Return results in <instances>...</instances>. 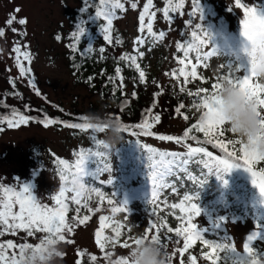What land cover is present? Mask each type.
Returning <instances> with one entry per match:
<instances>
[{
  "label": "snow or ice",
  "instance_id": "1",
  "mask_svg": "<svg viewBox=\"0 0 264 264\" xmlns=\"http://www.w3.org/2000/svg\"><path fill=\"white\" fill-rule=\"evenodd\" d=\"M237 8L243 10V18L240 20V35L243 38L242 53L243 57L247 61V66L240 62L241 56H236L235 59L228 61L226 67L227 73L222 76L216 77V82L211 86V91L208 89H197L195 92L189 91V96H194L198 99L193 102V106L197 109L202 108L203 112L199 120L187 128L182 136L173 135H159L158 139L161 141H171L176 144H183L186 151L183 152H165L159 151L148 145H141L147 152V176L150 181V198L148 203L153 205V211L151 215L156 217L157 208L170 207L172 209H179L182 216H178L181 224L179 227L173 229L168 226L167 221L161 219L158 223L156 219H152L145 228L144 235L136 238L129 237L132 244L127 241L120 242L122 230L125 229L123 222H115L114 225H110L108 222L110 217L100 216V226L95 233L96 243L101 251H104L108 243H112L115 246L117 243L121 247L128 249L132 248V245H138L142 239H148L149 235L153 242L159 243L162 247L167 248V244L163 241L174 242L177 245L180 241L176 238L183 237L182 247H176L171 255L168 257L171 264L172 259L177 253L180 255V264H184V253L192 247L196 241H201L210 251L204 252L202 255L205 259L210 261V264H261L264 260V252H259L253 247V242L258 239H264L262 233H264V225H257V231L247 236L244 244V253L241 254L236 251L235 247L227 242L231 238H223L219 240L205 239L202 234L203 230H198V227L193 223V218L198 217L201 213V209L197 203L192 202L194 199H199V192L195 196L184 195L183 199L179 203L167 204V201L161 200V193L165 189H170L173 193L177 191V185L182 182H192L194 185L199 184L203 187L207 183V179H199L197 176L192 175L189 171L190 165L201 166V172L207 169V175L215 174L218 179H223V174L230 173L234 168L243 167L251 175L252 184L258 189L261 196H264V168L258 170L254 169V165L260 161H264V153H260L258 150L249 147L250 144L255 141H249L245 143L242 139L225 140V121L220 114V105L222 101L218 95L219 89L222 87V81L227 80L229 83L238 86L250 100H253L259 109H264V83L255 79V66H256V53L260 52L264 54V5L256 4L254 6H248L243 3L242 0H235ZM86 8L89 6H95V16L98 19H103L106 23L102 26V32L104 39L111 44V27L113 20L117 18L116 12L125 10V3L122 0H85ZM152 6V0H147L143 11L139 15L140 28L139 31L143 34L145 29L147 33L154 38H163L165 33L160 32L157 36L153 32L152 20L155 17V12L149 13V9ZM184 6V0H167V6L162 10L166 18L171 20L169 16L170 12H178ZM131 7L135 9L136 3H131ZM231 11V9H229ZM19 12L20 9L15 10ZM84 11V10H82ZM199 12L201 22L204 19L203 9L201 7L200 0H193V10L189 13L190 16H195ZM146 14H148V22L145 23ZM14 22H18L20 25H26V19H19L15 15H11L6 21L8 26H11ZM187 25H192V20L186 22ZM77 31L72 35L76 40H79L85 32L83 22L77 25ZM13 32L17 29L12 28ZM4 29L0 28V37L4 36ZM20 35H26V33H20ZM214 34L206 28L202 23L195 24L194 30L191 32L192 39L187 43L185 47L184 43L178 42L177 49L183 50V59H178V63L183 65L179 69H173L171 76L175 79H179L180 76L184 77V84L191 79L204 80L202 76H198L197 68L200 66L207 67L205 61L214 55H219L218 46L212 43ZM59 39V37H57ZM145 38L143 35L139 36L135 43L142 46ZM211 45V49L206 52L201 50L207 45ZM27 48V45L23 46ZM101 52L104 49L100 50ZM13 52L16 53L17 67L19 68L21 76L27 75L31 72V68H26L23 61L27 60L31 63V54L28 51H22L19 42L13 48ZM134 52H138L139 57H143L144 53L139 49H134ZM195 53L196 63H192L189 58L190 53ZM121 60L130 61L135 66L139 73V79L141 83L145 82V72L141 70L140 65L137 63V56L124 55ZM190 66V70H188ZM121 69L116 68V73L119 76ZM237 73H241L237 75ZM168 75V73H166ZM91 79V78H89ZM111 79V78H110ZM121 87L123 86V77L119 76ZM180 91L184 92L185 87L181 86ZM39 95V92H37ZM157 93L156 95H159ZM132 95H135L133 93ZM185 105L181 103L176 109L177 114L183 115L181 112ZM259 114V113H258ZM119 119V117H117ZM185 120L188 119L187 115H183ZM33 119L29 116L14 113L11 119L6 121L9 128L19 127L26 125ZM79 121L75 123H65L58 120L45 118L39 121L44 127L49 125L61 123L64 127H70L78 129L82 132L91 131V139L94 142L95 150L92 148L81 149L79 152L74 153L76 159L69 163L66 160L57 158L56 163L58 166L59 178L61 180V186L59 191L51 198L54 200V206H48L40 203L35 195L32 193V186L30 184L22 183L19 190L13 186H6L0 184V236L11 233L16 234L18 230H23L28 236H32L36 232H43L46 235L40 240V243L36 245L22 243L17 245L12 240L6 242H0V264H19L18 256H22L25 249L34 248L39 249L45 243H54L58 241H65V232L71 233L75 225H83L89 221L90 216H80L81 208H86L91 213L93 211H99L97 209H91L88 207L87 201L90 199L91 194L95 193L99 198L101 204L104 201L103 194L99 192L97 188L90 187L89 181L86 177H92V180L99 178L101 172H110L111 166L104 163L108 160L109 153L107 151H101L105 149L102 140L97 139L96 133H101L103 129L91 130L92 126L86 123V117H79ZM161 121L159 114H154L151 110L148 113V118L143 120L142 123L136 125H123L125 132L130 133L133 136L136 135H153L149 131L155 124ZM5 121H0L4 123ZM261 126L264 127V120L261 121ZM3 129L0 128V131ZM139 130V131H137ZM199 132L203 134L204 139L200 140L196 135H191L193 132ZM231 133L234 134L232 130ZM258 139H264V136L258 137ZM188 140L195 141L197 145H211L213 148L220 150L223 155H214L212 151H209L205 146H192L187 143ZM239 145V148L236 147ZM239 153V155H238ZM89 162L95 163L97 166L94 171L89 170ZM171 178V179H170ZM109 184H113L112 180L108 181ZM227 184V181H224ZM68 193H72L71 201L78 207L76 208V216L72 218L73 223H69L66 219V214L69 210ZM109 204H113V201L109 199ZM127 200L119 201L120 206L112 207V213H120L128 210ZM112 227L114 237L104 236L103 232L105 228ZM162 230H166L168 234L175 233V236L164 235L162 237ZM67 243L73 241L67 240ZM224 255L221 256L220 253ZM18 253V254H17ZM79 256H83L84 253L78 252ZM112 257L111 252H104V259L109 260ZM92 261L97 258L95 256L90 257ZM190 264H196L197 258L195 256L188 257ZM114 264H129L127 255L120 256L116 259H112ZM77 264H81L78 260Z\"/></svg>",
  "mask_w": 264,
  "mask_h": 264
},
{
  "label": "rangeland",
  "instance_id": "2",
  "mask_svg": "<svg viewBox=\"0 0 264 264\" xmlns=\"http://www.w3.org/2000/svg\"><path fill=\"white\" fill-rule=\"evenodd\" d=\"M200 2L211 8V14L207 15L208 21L204 18L201 22L198 12L195 16L189 15L192 12L193 0L186 1L183 13L172 24L163 20L159 21L158 25L168 30L163 42H156L151 47V57L147 61V65L150 72H155L157 65L160 64L161 71L158 70L154 76L159 75L158 78L163 86H169L167 75L163 70L180 65L177 60L183 59L184 55L183 50L178 51L177 43H184L185 47H187L184 39L189 35L190 28L195 24H206L208 22L211 25V23H219L221 24L222 37H227L230 40L227 50L221 46L224 57L214 55L205 61L207 67L200 66L197 68V72L203 76L204 80L194 81L195 85L200 83V88H211L212 84L216 82V77L228 70L222 66L227 65L228 61L233 59L231 52L239 51L241 44L239 40L240 20L243 18V10L236 7L235 0H200ZM242 2L248 6H254L259 3L264 5V0H242ZM78 3L79 0H0V28H3L5 33L3 37H0V89L6 84L5 78L7 74H16V68L12 62V46L19 42L23 50L31 54V66L40 93L36 95L27 89L26 81L23 78L20 80V85L35 104L43 102V97L45 96L65 108L93 110L96 96L91 94L87 87L77 81L76 77L70 73L65 63L64 44L56 39V34L68 26L67 15ZM17 8L20 9L19 12L15 11ZM11 15H15L17 21L26 19L27 24L20 25L18 22H14L11 26H8L6 21ZM189 20H192V25L186 24ZM209 20L212 22H209ZM117 26L122 31L125 39V43L119 47V51L122 49L131 51L139 35L138 10L127 12L117 21ZM12 28L17 29V31L13 32ZM20 33H26V35H20ZM214 43H219V41ZM24 45L28 47L24 48ZM210 49L211 45L209 44L201 51L206 52ZM189 58L193 64L196 63L194 52L190 53ZM240 74L237 73V75ZM160 104L162 107L167 105L163 103V100L160 101ZM184 120L181 114L169 115L161 113V121L157 128L162 132L180 134L183 133ZM224 127L226 128V126ZM88 143L87 137L74 135L65 129L58 130L37 124L6 130L0 134V184L13 186L17 190H19L22 183L30 184L33 195L37 197L40 203L50 207L54 206V200L51 197L59 191L61 180L49 167L48 151H53L65 157L68 162H71L76 147L79 145L87 146ZM143 144L165 152L186 151L183 144L161 141L154 137L143 139ZM189 144L195 146L194 143ZM38 159L41 160L38 163L43 165V168L37 175H32L31 169L34 170L36 168L35 161ZM96 166L95 164L94 168ZM199 167L202 168V165ZM256 167H264V161L258 162ZM115 169L112 168L110 172L103 173L100 180L98 178L94 181V184L102 186L105 193H109L108 200L111 199L113 204H109L108 200H105L99 211H93L86 224L78 226L69 234L71 241H73L72 243L61 242L60 246L64 255L62 259L57 261V264H76L78 259L77 252L80 249L94 252L98 250L95 233L100 226V216L105 213H112V207L120 206V200L128 199L127 196L123 195L124 191L118 185L114 182L113 184L108 183L111 180L110 177L117 174L113 172ZM142 172L144 174L143 180L135 178L132 180L131 185L135 186L137 184L138 186L144 182L147 169L143 167ZM198 190V184L183 182V184L177 185L175 193L170 189H165L162 201H167L168 205L179 203L183 199V191L192 194ZM127 206L128 210L119 214L134 223V230L137 236L143 235L146 224L150 220V215L147 214L153 211L154 206L148 204V201L143 203L138 199L129 201ZM199 207L201 209L200 215L193 218V223L197 225L198 230H203L202 233L207 239L231 238L227 242L231 243L236 251L244 253V244L247 236L257 229V224L252 219L257 213L255 206L252 204L233 203L229 209L211 210V207L206 205ZM92 208L97 209V203L92 204ZM158 215L165 218L170 227L176 228L181 224L177 217L182 216L183 213L179 209L162 207L157 208ZM232 218L235 219L232 220ZM164 235L169 234L162 233V237ZM176 239L180 241L179 245L174 242L163 241L167 244V249L170 253L176 247H182L183 245V238ZM127 242L132 244L129 240ZM253 247L259 252H264V244L261 239L254 241ZM129 249H125L119 244L115 250L118 255L123 256L128 254ZM188 254L187 251L184 253V264H187ZM197 262V264H205L204 258L200 256L197 258ZM171 264H180L179 253L173 257Z\"/></svg>",
  "mask_w": 264,
  "mask_h": 264
},
{
  "label": "trees",
  "instance_id": "3",
  "mask_svg": "<svg viewBox=\"0 0 264 264\" xmlns=\"http://www.w3.org/2000/svg\"><path fill=\"white\" fill-rule=\"evenodd\" d=\"M186 1L187 0H184V6L180 11L169 13V16L171 17V20H169L164 16L162 11L167 6V0H152V6L149 9V13H156L154 19L152 20V28L153 32L156 33L157 36L160 32H164V36H166V31L168 30L167 28H161L158 25L159 21L163 20L168 22L169 24H172L174 20L183 13L184 8L186 7ZM122 2L125 3V10H117L116 12L117 18L113 20V24L111 27V38L113 41L111 44H109L104 39V34L101 30L102 26L106 22L102 18L98 19L95 16V6H89L86 8L85 0H79V3L72 8V10L67 15L68 26L63 30H60L56 34V39L57 37H59V39L57 40L64 44L65 63L70 73L74 77H76L77 81L83 83V85L87 87L91 94H94L96 96L93 110L88 111L65 108L61 104L47 99L45 96L43 97V102L35 104L32 99L24 92L23 88L20 85L21 78L25 79V85L27 89L31 90L34 94L38 95L37 92H39V89L36 85L37 80L34 76L31 63L29 64L27 60L23 61L24 66L26 68H31V72L27 75L21 76L19 68L17 67L16 53L13 52L12 62L16 68V74H7L5 78L6 84L2 89H0V121H5L4 123H0V128L3 129L2 131H0V134L6 130L26 127L30 124H37L44 127L43 124L39 121H42L45 118L58 120L65 123L83 122L79 121L78 118L86 117V115L89 113H100L101 115L116 116L119 117V119H121V121L126 125H136L142 123L143 120L148 118V113L150 110L152 113L159 114L160 116L161 113L169 115L176 114L175 109L181 103L185 105L184 109H182L181 112L183 113V115L188 116V119L184 120L182 131L183 133L187 128H189L192 124L196 123L199 120L203 109H197L193 106L194 101H196L197 103L199 101L196 97L189 96L188 92H195L197 89H201L199 87L200 83L196 82L199 85L194 84V81H199L200 79L193 80L191 79V77H189V82L185 85L183 76H180L178 80L173 78L171 76L172 70L183 67V65H177L175 67H172L171 69L168 68L163 70L165 74L168 73L166 78L169 83V86H163L162 82L158 78L159 75L154 76V74L158 70L161 71L160 64H158L159 66L157 65L155 72H150L149 67L147 65V61L151 57V47H153L156 42H163L164 37L159 39L154 38L147 33V29H145L143 34L139 31V15L143 11L144 5L145 3H147V0H122ZM133 2H135L137 5L135 9L131 7V3ZM175 2L176 0H173V3ZM89 3H91V0H89ZM201 7L203 9L204 18L207 19V15L211 14V8L209 6L204 5L203 3H201ZM191 8L193 10V6ZM135 10H138V37L141 35L144 36V44L140 46L135 43V46L131 51H127L125 49L119 51V47L122 44L124 45L125 39L123 37L122 31L117 26V21L121 19L127 12ZM81 22H83L84 24L85 32L79 40H76L72 34L77 31L76 27L77 25L81 24ZM147 22L148 14H146L145 19L146 24ZM209 22L212 21L209 20ZM203 25L208 28L215 36L222 37L221 24L211 23L210 25V23L207 22ZM193 30L194 26L190 28L189 35L185 37L184 40L186 42L192 39L191 32ZM239 40L241 46L243 43V38L240 34ZM15 45L12 46V49ZM231 46L234 47L233 45ZM137 48L139 49V51H142L144 53L143 57H139L138 52H134V49ZM101 49H104V51L101 52ZM21 50L24 51L22 46ZM126 54L130 56H137V63L140 65L141 70L145 72L144 83L140 82L139 73L136 70L135 66L132 65L130 61L120 59ZM240 62L244 64L245 67L247 66V61L244 57H241ZM117 67L121 69L119 76L123 77L122 87L119 76L116 73ZM188 70H190V67L188 68ZM227 71L228 70L224 71L219 76L225 75ZM198 76L202 75H200L198 72ZM181 86L185 87L184 92L180 91ZM207 89L211 91V88ZM133 93H135V95H132ZM157 93L160 94L156 95ZM160 99L163 100V103L167 104L166 107L161 106ZM14 113L23 114L33 119H31L26 125H21L15 128H9L7 126L6 121L8 119H11ZM159 123L155 124L151 129H149V131L152 132L153 135L133 136L130 133L125 132V141H122L117 146V148L111 154H109L108 160L104 162L109 164L111 166V169L116 168L113 172L117 174L113 177H110V179L116 185H118L122 191H124L123 195L125 196H129V192L137 187V185H131L132 180L135 178H143L141 170L144 166L147 165V152L141 146L144 145L143 139L147 137L158 138L159 135H183V133L173 134L159 131L157 128L159 126ZM48 127H53L58 130L65 129L74 135L87 137L89 142L88 145L77 146L73 154L79 152V150L81 149L92 148L95 150L94 142L91 139V131L82 132L78 129L64 127L61 123L52 124ZM191 135H196L197 138L200 140L204 139L203 134L199 132L194 131L193 133H191ZM96 137L97 139L101 140L103 138V134L96 133ZM223 139L233 140L240 138L235 134L231 133L230 129L226 127L225 136L223 137ZM187 143H194V147L205 146L209 151H212L214 155H223V153H221L219 149L213 148L211 145H197L196 142L192 140H188ZM236 147L239 148V145H236ZM100 150L106 151L105 149ZM48 155L50 160V169L54 171L56 176H59L56 160L57 158L66 160V158L56 154L53 151H48ZM75 159L76 156L74 155L73 160L71 162H73ZM38 162H41V160L38 159L35 161L36 168L34 170L31 169L32 175H37V173L40 172V170L43 168V165L39 164ZM94 165L95 163L90 162L88 167L89 170L94 171L96 168H94ZM260 168H257L256 164L254 165L255 170H258ZM200 170L201 168L196 166L195 164L190 165L189 167V171L192 173V175L197 176L201 180L206 178L207 183L203 187L199 186L200 189L195 193L190 194L186 191H183V197L186 193L188 195L195 196V194L199 192V199H194L192 202L197 203L198 206H210L211 210H219L223 208L229 209L233 203H244L245 205L253 204L255 206V209L257 210V213L255 216L252 217V219L255 220V223L257 225L264 224V196H261L258 189L252 184L251 175L249 172H247L243 167L234 168L230 173L223 174V179H218L217 175L215 174L206 176L207 169L205 173H201ZM103 173L105 172L100 173L98 180L101 179L100 177ZM86 180L89 181L90 187L97 188L99 192L103 194L104 201L108 200L109 193H105L101 185L94 184L95 180L93 181L92 177H88ZM225 180L227 181V184L224 183ZM67 195L69 197V210L66 214V219L69 223L74 224L72 218L76 216L77 213L75 210L78 206L71 201L72 193H68ZM162 195H164L163 192L161 193V200L163 199ZM134 197L135 198H128L129 201L138 199L139 201L146 203V201H149L150 194L144 193L142 192L141 188H138V191H136ZM87 203L89 208H92V204L94 203H97L98 208H100V206H102L103 204H101L100 198L95 193L91 194V197L87 201ZM92 213L93 212L90 213L86 208H81L79 215L81 217L84 215H89L91 217ZM151 213L147 214L150 215V220H148L149 222L152 219H156L158 223L161 221V219L166 220L165 218L160 217L159 215L157 216V214L156 217H153ZM103 216L110 217V220L108 222L110 225H114L115 222H123L125 224V229L122 230V235L119 238L121 243L127 240L131 241L129 237L139 238L144 235L143 234L141 236H137L134 230V223L128 221L127 217L122 216L119 213H105ZM234 219L235 218H232V220ZM148 223L146 225H148ZM78 226L80 225L74 224L73 231ZM162 233L168 234L166 230H162ZM69 234L70 233L65 232V241L71 240V236H69ZM45 235L46 233L36 232L32 236H28L25 231L18 230L15 235L11 233H6L0 236V242L12 240L17 245L22 243L36 245L40 243V240L43 239ZM103 235L108 237H114L112 227L110 226L108 228H105ZM169 235L175 236V233L173 232ZM181 238L183 237H179V239ZM204 238L207 239L205 236ZM209 240L215 239L210 238ZM261 242H263L264 244V239H261ZM117 245H119V243H117L115 246H113L112 243H108L104 251H101V249L98 247V250L95 252L80 249L79 252L84 253V255H78L77 261L80 260L81 264H109V260L104 259V252H111V259L113 260L120 257V255H118L115 250ZM209 251L210 250L201 241H196L192 245V247L187 250V252L189 253L188 257L195 256L196 258H198L199 256L204 258L202 253ZM239 253L243 254V252ZM220 255L223 256L224 253L221 252ZM92 256H95L97 259L95 261H92L90 259V257ZM204 260L205 264H210L209 260L205 258ZM197 263L198 262L196 261V264ZM187 264H190L189 259L187 260ZM220 264H223V262L221 261Z\"/></svg>",
  "mask_w": 264,
  "mask_h": 264
},
{
  "label": "clouds",
  "instance_id": "4",
  "mask_svg": "<svg viewBox=\"0 0 264 264\" xmlns=\"http://www.w3.org/2000/svg\"><path fill=\"white\" fill-rule=\"evenodd\" d=\"M214 41H219V43H214ZM212 43L218 46L219 55L224 57L221 46L227 50L230 45L229 38L214 35ZM231 56L233 59L236 56L243 57L242 45L238 52L232 51ZM254 71L255 79L264 83V54L260 52L256 53ZM218 95L222 101L220 114L225 121V126L245 143L255 141L249 147L264 153V139H258V137L264 136V127L261 126V121L264 120V109H259L244 91L227 80L222 81ZM86 123L92 126L91 130L103 129L101 140L109 154L122 141H125L124 123L116 116L89 113L86 115ZM60 245L61 241L57 240L54 243H45L39 249H25L23 255L18 256L19 264H57V261L64 255ZM170 255L167 248L153 242L151 237L142 239L141 243L130 248L127 254L129 264H170L168 259ZM109 264H114L111 258H109ZM261 264H264V260L261 261Z\"/></svg>",
  "mask_w": 264,
  "mask_h": 264
}]
</instances>
